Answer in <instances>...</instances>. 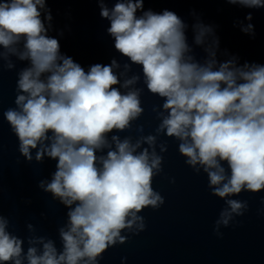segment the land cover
<instances>
[{"label": "clouds", "instance_id": "9594fccd", "mask_svg": "<svg viewBox=\"0 0 264 264\" xmlns=\"http://www.w3.org/2000/svg\"><path fill=\"white\" fill-rule=\"evenodd\" d=\"M97 2L100 16L110 21L106 31L114 49L130 62L119 75L116 59L86 71L61 53L42 19L46 0H0V60L6 62L0 72L15 68L10 56L28 62L17 73L15 107L3 117L27 161L36 150L37 162L45 156L56 162L51 180L38 187L67 209V223L59 228L62 251L38 236L28 238L25 252L24 241L7 231L9 221L0 215V264H98L108 247L126 241L122 230L136 225L143 231L138 213L165 202L152 187L163 171L156 148L168 150L165 141L157 145L161 135L178 141L185 164L198 175L203 171L211 195L224 200L214 228L218 237L220 226L248 211L247 200L233 197L264 191V64L238 65L235 56L218 61L219 39L198 20L194 43L206 53L200 62L188 43V25L176 12L145 11V0H117L111 9L105 0ZM225 2L264 9V0ZM46 19H52L50 10ZM246 19L252 20L251 12ZM241 31L255 35L251 23ZM132 65L141 67L146 90L162 101L151 108L160 122L135 141L118 134L109 139L131 130L145 112L144 89L131 87L141 76L127 77ZM136 131L143 133L144 126Z\"/></svg>", "mask_w": 264, "mask_h": 264}, {"label": "water", "instance_id": "95a60500", "mask_svg": "<svg viewBox=\"0 0 264 264\" xmlns=\"http://www.w3.org/2000/svg\"><path fill=\"white\" fill-rule=\"evenodd\" d=\"M116 2L105 0L109 9ZM148 9L155 12L168 9L184 20L188 25V43L200 62L206 59V53L204 46L194 43L192 25L198 20L211 26L219 39L218 61L235 56L238 65L264 64V9L244 8L225 0H145L144 10ZM49 10L51 21L46 19ZM249 12L251 21L246 19ZM41 14L47 35L59 40L61 53L72 57L86 71L95 63L109 64L116 59L121 67L114 71L119 75L124 71L123 65L130 63L114 49V39L106 31L110 21L100 16L97 0H46ZM248 23L254 25V36L241 31ZM211 39L208 37L207 42ZM17 47L22 48V44ZM0 51L4 49L0 47ZM9 58L15 68L0 72V215L9 221L7 231L24 241L25 252L29 247L28 238L38 236L52 239L58 251H62L59 228L67 223V209L51 193L38 187L39 181L51 180L56 162L46 156L42 163L37 162L36 150H32L33 160L27 161L18 151V138L3 117L4 110L15 107L17 73L28 66L27 61L15 56ZM5 63L0 60V66ZM133 74L141 76L140 82L131 87L144 89L141 100L145 112L133 122L131 130L111 133L109 139L112 134H118L135 141L140 135L154 133L160 122L151 108L162 101L146 90L140 66L132 65L127 77ZM125 78L121 76V82ZM137 125L144 126L143 133L136 131ZM162 141L167 142L168 150L160 153L159 147L156 148L164 157L163 171L154 177L152 187L164 197V204L158 209L149 206L138 213L144 217L145 229L139 231L133 225L132 229L122 230L126 241L108 247L97 258L98 264H264V191L242 192L233 197L247 200L248 211L235 217L229 227L220 226L223 236L218 237L214 228L221 209L226 207L224 200L211 195L203 171L198 175L185 164V158L178 152L177 140L161 135L157 145ZM28 224L34 230L30 231Z\"/></svg>", "mask_w": 264, "mask_h": 264}]
</instances>
